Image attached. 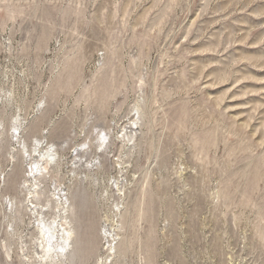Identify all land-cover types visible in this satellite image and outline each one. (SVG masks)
I'll list each match as a JSON object with an SVG mask.
<instances>
[{
    "label": "rangeland",
    "instance_id": "1",
    "mask_svg": "<svg viewBox=\"0 0 264 264\" xmlns=\"http://www.w3.org/2000/svg\"><path fill=\"white\" fill-rule=\"evenodd\" d=\"M0 264H264V0H0Z\"/></svg>",
    "mask_w": 264,
    "mask_h": 264
},
{
    "label": "bare ground",
    "instance_id": "2",
    "mask_svg": "<svg viewBox=\"0 0 264 264\" xmlns=\"http://www.w3.org/2000/svg\"><path fill=\"white\" fill-rule=\"evenodd\" d=\"M55 160H56V154L53 152V150L48 151L47 160H46L47 164H51ZM63 209L65 210V207H63ZM63 218L60 220L59 223H56V220H54V221L52 220L53 223L43 224V226L40 227V232L42 235V244H43V247L47 253L51 251L52 247H54L52 242L55 238L56 232H58L57 228H60L59 231H62V234L60 236L61 242L56 244L55 247L56 246L59 247L60 251L62 253H66L68 248L72 247L71 243L69 242V239H70V236L72 233V229H71L72 226L70 227V222L67 221L69 219L68 215H65V217H63ZM53 225H56V227ZM70 252H71V250H70Z\"/></svg>",
    "mask_w": 264,
    "mask_h": 264
}]
</instances>
